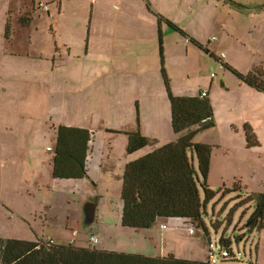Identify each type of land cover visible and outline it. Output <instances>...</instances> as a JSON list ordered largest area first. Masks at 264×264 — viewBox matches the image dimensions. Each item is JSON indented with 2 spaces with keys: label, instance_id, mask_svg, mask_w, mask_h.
I'll return each instance as SVG.
<instances>
[{
  "label": "crops",
  "instance_id": "0c3cea01",
  "mask_svg": "<svg viewBox=\"0 0 264 264\" xmlns=\"http://www.w3.org/2000/svg\"><path fill=\"white\" fill-rule=\"evenodd\" d=\"M54 3L59 4L57 16L64 21V26L66 15L84 22L83 28H76L84 39L78 45V54L74 59L71 58L74 46L67 38L62 41V45L68 47L66 55L58 40H55L57 47L53 55L34 44L33 24L42 18L40 11L53 20L51 30L54 35L57 33L53 17L55 8L51 6ZM232 3L227 0H0V101H10L7 99L19 95L20 98L32 95L36 83L21 80L25 72H34L38 84L42 82L39 78L54 84L55 69L59 65L78 62L80 67L89 70L91 63H95L97 67L109 68V71L100 72L93 80L100 84L102 105L119 117H127L130 114L127 108L132 106L135 120L133 125L123 124L110 128L107 130L109 137L98 138L93 145L88 182L81 180L78 188L84 190L89 186V197L92 191L94 199H99L103 198L99 195L122 187L118 173H123L128 163L151 152L146 149L129 156L126 134L138 133L160 145H167L177 139L172 130L171 106L163 77L165 72L174 96H197L206 92L211 100L216 92L221 99L224 97L230 111H237L240 115L234 120L230 112H226L223 124L217 118L214 132L211 130L205 133L208 138L213 136L211 142L200 140L201 135L196 138L198 144L216 146L212 149L210 185L212 179L218 180L219 188L225 185L231 187L239 181L248 192L264 194V188L258 182L260 179L251 182L254 176L264 180V92L255 91L240 81L236 83L227 74L223 76L221 84L217 79L203 80L197 69L200 67L203 73V66L206 68L214 60L228 64L244 75L258 72L264 74V0H232ZM41 5H47L48 11ZM27 14L33 19L31 25L27 28L19 27V17ZM160 17L178 25L184 33L172 30L166 23L160 22ZM8 23L11 25L9 30ZM216 30H220L219 37L222 40H214ZM222 54L226 55L223 62L217 60ZM24 68L27 71L24 72ZM71 81L66 78L63 87L68 88ZM84 82L91 83L90 76L85 81L75 83L82 85ZM182 84L183 87H180ZM3 106L0 105V114L6 113ZM98 106V101L93 99L91 111L97 110ZM26 117L28 115L15 117L14 120L19 122ZM246 128L256 136V145L248 144L244 132ZM29 146L32 147V144ZM20 154L19 151L12 155L15 156L13 160L25 161L26 158L23 159ZM3 168L6 169L7 164H3ZM15 172L16 167L9 166L6 172H1L0 168V199L9 197V203L15 201L22 187L20 178L7 179L10 173ZM59 189L64 193L75 191L63 185ZM49 202L50 199H47L43 204ZM115 210H118L117 202ZM17 217L26 218L29 215L19 211ZM66 220L63 228L50 226L44 229V234L56 244L66 245L70 231L78 229V247L82 239L87 245L91 244V235L97 233L102 237V250L154 257H164L172 251H168L170 244L177 243L181 236H197L196 233L191 234L192 229L185 226L187 223L179 221H160L150 230L134 233L124 229L121 220H117V214H114V219L110 218L108 222L105 220V223L101 221L95 232L87 235L81 230L82 212L78 211L74 218L67 214ZM140 236H143L146 248L149 249L146 254L129 250V246H132L130 243L135 238L138 241ZM200 244V247H205L204 237L200 238ZM206 257L215 260V252L207 253L204 249L203 253L191 259L207 260Z\"/></svg>",
  "mask_w": 264,
  "mask_h": 264
},
{
  "label": "rangeland",
  "instance_id": "374dc122",
  "mask_svg": "<svg viewBox=\"0 0 264 264\" xmlns=\"http://www.w3.org/2000/svg\"><path fill=\"white\" fill-rule=\"evenodd\" d=\"M238 1L243 2L245 0ZM51 6L55 8L53 17L54 21H56L55 29L57 33L54 35L51 30L53 20H50L45 12L40 11L39 13L42 15V18L33 24L34 44L39 49L45 52L48 51L53 55L57 47L55 40H58L62 52L66 55L68 54V47L65 48L64 45H62V41L64 38H67V41L74 46L71 56V58L74 59L75 55L78 54V45L81 44L84 39L76 28H83L84 22L82 23L80 20L66 15L64 26V21L57 16L59 4L54 3ZM60 27L61 31L59 30ZM219 31L220 30H216L213 35L216 41H219V36H221ZM195 65L194 63V66ZM42 68L43 66L40 64V70H42ZM85 68L87 67H80L78 62H74L73 65L57 66L54 73V84L48 83L41 78H39V81L42 82L38 84L34 79V72L27 73L25 72L27 70L24 68L26 74L21 80L36 83L32 95H30L29 98L26 96L20 98L19 95L7 99L10 101H0V105H4L3 108L6 111V113L0 114L1 172H6L9 166L16 167L17 172L10 173L7 179L17 177L21 179L22 183L20 194L13 203H9V197H6L4 200L0 199V238L6 240L36 241L37 236H41L40 230L44 225L47 224L52 227L57 226L63 228L67 221V214L74 218L78 211H83V207L87 203V198L88 201L94 200V193L90 191L91 199L87 193V190H90L89 186L84 190L78 188L81 180H53L52 165L55 155L54 152H48L47 149L50 147L55 150V135L57 128L60 126L89 128L97 132L96 139H106L109 137L107 130H110V128H115L123 124H134L135 116L132 106L127 108V111L130 112L127 117H119L114 114L111 109H105L102 105L101 96L99 94L101 90L100 84L94 83L93 80L100 72L109 71L110 69L97 67L95 63H91L89 70ZM203 68L205 71L202 73L200 67H197L203 80L217 79V82L221 84L220 81L223 76L227 74L229 79L238 83V80L233 74L227 72V70L225 71V68L219 62L212 60L206 68L205 66H203ZM0 74H2L1 70ZM88 76H90L91 83L84 82L82 85L76 84L80 80L85 81ZM216 76H218V78H216ZM84 77H86L85 80ZM66 78L72 80L68 88L63 87ZM195 82V86H197V80H195ZM84 85L86 87H83ZM180 87H183V84L180 85ZM220 89L223 94L222 91L224 89L221 85ZM84 90H86V92ZM229 94H232V92ZM232 98L235 99L234 95ZM93 99L98 101L99 106L97 110L91 111ZM211 100L215 111V122L218 118V122L223 124L224 118L227 116L226 112H230L234 120L240 117L237 111H230V109L226 107L224 97L221 99L216 92L215 94L213 93ZM10 112L14 113L7 114ZM26 115H28V117L19 122L14 120L15 117L22 118ZM205 133L206 131L200 134V140L211 142L213 136L210 135V138H208ZM15 134L16 137L14 136ZM194 142L196 143V139ZM29 144H32V147H30ZM19 151L21 153L20 155L24 157L23 159L26 158L25 161L13 160L15 156L12 155H15ZM3 164H7L6 169L3 168ZM118 174L121 176L122 184L123 173ZM257 179H260L258 182L261 188H264V180L259 176H254L251 182ZM90 184L95 190L92 182H90ZM61 185L73 188L75 191L64 193L59 189ZM210 186L214 191H218V180L212 179ZM121 189L122 187H119L115 191H107L99 195L103 196V198L100 197L98 201V220L93 226L88 228L82 225L81 230L83 233L88 235L95 232L97 227L101 225V221L105 223V220L108 222L110 218L114 219V214H117V220H121ZM14 191L18 192V190ZM73 192H75V195L72 196ZM231 195L232 194H226L223 197V194H218L216 199L208 204V217H205V219L207 221L209 234L213 242L217 244H219L223 236L231 239L233 251L238 260L242 261L243 264H264V233L260 234L258 232H253L247 234L244 230V227L248 224L247 220L255 212V206L246 205L239 208L237 207L239 203L238 199L231 198ZM35 196L37 198H35ZM47 199H50L51 202L43 204ZM115 202H117L118 205L117 211L115 210ZM19 211L24 214L27 212L29 217L18 218L17 212ZM232 211H234L232 223L229 224L227 217ZM165 221L186 223L182 220ZM217 222H220V226L218 230H215L212 223L216 224ZM185 226L194 230L197 236H181V240H178L177 243L170 244V250L172 251L167 252L165 256L174 253L175 256H179L181 260H193L191 258L198 253H203L204 249L209 253L211 248L207 241L205 242L204 248L200 247V238L205 235L204 230L193 229L188 223L185 224ZM143 234L144 233H142V235ZM83 241L84 239H82L80 247H88L89 245ZM144 241L143 236H140L138 241L135 238L134 241L130 243L132 246H129V250L146 254L149 252V249L146 248L147 244H145ZM193 245L195 248H191ZM102 246L101 243L99 247L102 248ZM134 246L139 247V249ZM172 246L175 248H172ZM214 252L215 260H220V247L215 249ZM206 259L209 260V257H206Z\"/></svg>",
  "mask_w": 264,
  "mask_h": 264
},
{
  "label": "trees",
  "instance_id": "16d2710c",
  "mask_svg": "<svg viewBox=\"0 0 264 264\" xmlns=\"http://www.w3.org/2000/svg\"><path fill=\"white\" fill-rule=\"evenodd\" d=\"M227 2L233 4L232 0ZM32 20L29 14L21 16L18 26L27 28ZM160 22L178 33H184L178 25L162 17ZM10 28L8 23L7 29ZM200 47L203 49V46ZM204 52L209 54L208 50ZM223 67L238 81L255 91L264 92V74L244 75L228 64ZM163 77L171 106L172 130L177 140L161 146L138 133L126 134L129 156L151 150L144 157L128 163L123 171L121 225L135 233L150 230L160 221L174 218L190 224L193 229L204 228L203 208L219 194L209 184L212 149L194 142L200 134L216 127L212 102L202 92L197 96H174L165 72ZM245 135L249 145L257 144L252 130L246 128ZM55 136L53 177L63 181L89 179L90 154L96 142V132L60 126ZM226 194L238 196L239 208L255 206V212L247 220L246 233H264V194L246 193V188L239 181L228 188ZM233 214L234 211L227 218L229 224ZM230 245V239L221 238L220 260L214 262L212 259L181 260L174 255L154 257L99 251L91 246L56 244L44 236L36 241L0 238V264H243Z\"/></svg>",
  "mask_w": 264,
  "mask_h": 264
},
{
  "label": "bare ground",
  "instance_id": "6f19581e",
  "mask_svg": "<svg viewBox=\"0 0 264 264\" xmlns=\"http://www.w3.org/2000/svg\"><path fill=\"white\" fill-rule=\"evenodd\" d=\"M187 42H189V40H187ZM214 129L215 128H213L212 129V132H214ZM211 131V130H210ZM245 132V131H244ZM254 134V133H253ZM246 136V135H245ZM255 136V135H254ZM56 137V136H55ZM256 137V136H255ZM256 139V138H255ZM177 140V139H176ZM175 140V141H176ZM257 140V139H256ZM174 141V142H175ZM174 142H172V143H174ZM169 144H171V143H169ZM168 145V144H167ZM161 146H166V145H161ZM213 148H216V146H213V147H211V149H213ZM48 152H54L55 150H53V149H51L50 147H48ZM143 151H145V150H142V151H140V152H138V153H142ZM138 153H136V154H138ZM132 156V155H131ZM195 162V161H194ZM52 176H53V169H52ZM53 179L54 180H56L54 177H53ZM82 180H84V181H87L88 182V179H82ZM62 181V180H61ZM211 187V186H210ZM228 188H230V187H228ZM228 188H225V187H220L219 188V190L218 191H215V192H218L219 194H223V197L226 195V190H228ZM212 189V188H211ZM213 190V189H212ZM214 191V190H213ZM225 193V194H224ZM246 193H255V192H248L247 191V189H246ZM231 198H235V199H237V195H231L230 196ZM87 203L84 205V207H83V211H81L82 212V214H83V221H82V223H83V225H84V221H85V214H84V208H85V206L87 205V204H89V205H92V204H97L98 205V201H99V199H94V200H89L88 201V198H87ZM97 201V202H96ZM233 201V200H232ZM0 202H1V200H0ZM203 223H204V228H199L200 230H204V232H205V235L203 236L204 237V245H205V242L207 241V243H208V245L210 246V248H211V250H210V252L209 253H212V252H214V250L217 248V246L219 245V244H217L216 242H213V239L211 238V235L209 234V231H208V226H207V221H206V219H205V217H208V212H207V207H205V208H203ZM230 215V214H229ZM228 215V217H230ZM227 217V218H228ZM233 218V215L231 216V219ZM97 214H96V220H95V222H94V224L97 222ZM169 220H181V219H169ZM122 222V221H121ZM93 224V225H94ZM217 224H219L218 225V228H216L215 230H218L219 229V226H220V222H217L216 224H213L212 223V226L214 227V225H217ZM92 225V226H93ZM157 225V224H156ZM155 225V226H156ZM45 226V227H44ZM43 227H42V234L40 233V235L41 236H37V239L38 238H41V237H45V239H48V240H50V241H52V242H54L55 243V241L52 239V238H49V237H47L46 236V234H44L45 233V228H49L50 226L49 225H44ZM47 226V227H46ZM122 226V225H121ZM247 227H248V225H246L245 227H244V230L246 231V229H247ZM196 229H198V228H196ZM194 233H196V232H194ZM70 235H69V240H68V244H66V245H72V246H76V247H78L77 246V240H76V238H77V235H79V230L78 229H75V230H72V231H70V233H69ZM226 240H229L228 238H226L225 236H223ZM245 237V236H244ZM221 240V239H220ZM101 241H102V237H101V235L100 234H92L91 235V244L89 245V246H91V247H93V248H95V249H97V250H99V251H105V250H102V249H100L101 247H99L100 246V243H101ZM230 241H231V239H230ZM60 245H64V244H60ZM99 247V248H98ZM153 247V246H152ZM172 248H175L174 246H172ZM230 248H231V250L233 251V244H232V241H231V245H230ZM151 250V249H150ZM170 250V247H169V249H168V251ZM108 252H116V251H108ZM234 252V251H233ZM208 253V252H207ZM170 255H174V254H170ZM145 256H149V255H145ZM175 256V255H174ZM165 257V256H164Z\"/></svg>",
  "mask_w": 264,
  "mask_h": 264
},
{
  "label": "water",
  "instance_id": "95a60500",
  "mask_svg": "<svg viewBox=\"0 0 264 264\" xmlns=\"http://www.w3.org/2000/svg\"><path fill=\"white\" fill-rule=\"evenodd\" d=\"M97 204L89 205L87 204L84 208V214H85V221L84 225L86 227H91L95 220H96V214H97Z\"/></svg>",
  "mask_w": 264,
  "mask_h": 264
},
{
  "label": "built area",
  "instance_id": "2783aa9c",
  "mask_svg": "<svg viewBox=\"0 0 264 264\" xmlns=\"http://www.w3.org/2000/svg\"><path fill=\"white\" fill-rule=\"evenodd\" d=\"M41 7H43L44 8V10H46V11H48V6L47 5H41ZM189 43V42H188ZM226 58V55L225 54H222L221 55V57L219 58V60L220 61H224V59ZM222 64V66L225 64V63H221ZM202 95L204 96V97H208V94L206 93V92H203L202 93ZM163 228V227H162ZM194 233V230H191V234H193ZM214 262H216L214 259H212Z\"/></svg>",
  "mask_w": 264,
  "mask_h": 264
}]
</instances>
